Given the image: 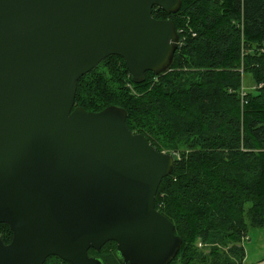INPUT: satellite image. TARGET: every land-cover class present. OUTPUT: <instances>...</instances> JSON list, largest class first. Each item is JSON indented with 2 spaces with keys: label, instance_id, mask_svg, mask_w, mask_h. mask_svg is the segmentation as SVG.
Wrapping results in <instances>:
<instances>
[{
  "label": "water",
  "instance_id": "obj_1",
  "mask_svg": "<svg viewBox=\"0 0 264 264\" xmlns=\"http://www.w3.org/2000/svg\"><path fill=\"white\" fill-rule=\"evenodd\" d=\"M181 0H0V264H168L181 239L155 207L174 156L126 124L118 106L74 107L77 80L109 55L135 83L177 49Z\"/></svg>",
  "mask_w": 264,
  "mask_h": 264
},
{
  "label": "trees",
  "instance_id": "obj_2",
  "mask_svg": "<svg viewBox=\"0 0 264 264\" xmlns=\"http://www.w3.org/2000/svg\"><path fill=\"white\" fill-rule=\"evenodd\" d=\"M152 16L184 29L170 66L135 83L109 55L77 80L74 107H121L131 132L173 153L155 195L181 239L168 264H241L247 230L264 226V0H181L177 12L154 6ZM245 73L253 88L241 95ZM0 237L11 240L5 223ZM88 254L124 264L114 241ZM43 264L71 263L50 255Z\"/></svg>",
  "mask_w": 264,
  "mask_h": 264
},
{
  "label": "rangeland",
  "instance_id": "obj_3",
  "mask_svg": "<svg viewBox=\"0 0 264 264\" xmlns=\"http://www.w3.org/2000/svg\"><path fill=\"white\" fill-rule=\"evenodd\" d=\"M242 87L246 91H252L253 80L249 73H245L242 75ZM242 245L244 248V256L241 264H260L261 262H264V226L249 227L246 236L242 240ZM198 246L204 252H208L211 244L204 246L199 243ZM229 246L230 244H227L222 248L226 249Z\"/></svg>",
  "mask_w": 264,
  "mask_h": 264
},
{
  "label": "built area",
  "instance_id": "obj_4",
  "mask_svg": "<svg viewBox=\"0 0 264 264\" xmlns=\"http://www.w3.org/2000/svg\"><path fill=\"white\" fill-rule=\"evenodd\" d=\"M178 33H180V37L178 35L177 48H178V46H180L184 42V38H185L184 29L178 30ZM240 92H241V95L244 94L245 91H244L243 87H241Z\"/></svg>",
  "mask_w": 264,
  "mask_h": 264
}]
</instances>
